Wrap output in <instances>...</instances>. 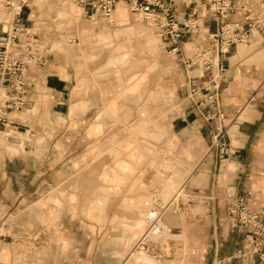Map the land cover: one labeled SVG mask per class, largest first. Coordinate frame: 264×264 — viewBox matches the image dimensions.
<instances>
[{"label":"crops","instance_id":"0c3cea01","mask_svg":"<svg viewBox=\"0 0 264 264\" xmlns=\"http://www.w3.org/2000/svg\"><path fill=\"white\" fill-rule=\"evenodd\" d=\"M172 1L180 25L195 15L201 26L195 31L186 29L178 45L162 40L171 55L170 62L157 53L152 39L142 37L139 25L116 23L115 18L108 22L95 16L91 19L108 22L100 23L104 24L100 32L113 39L98 42L96 54L91 55L95 61L82 64L80 52L70 54L60 36L44 35L29 5L25 24L40 40L46 59V65L35 73L36 84L29 103L38 109L37 118L46 113L54 128L84 126L95 132L96 142L117 144L110 147L111 162L100 165L97 161L95 168V174L100 175L94 201L96 215H106L107 220L106 224L96 223V254L112 250L113 255L118 254L114 250H121L98 241L105 230L112 236H121L128 226L135 238L146 221L150 229L148 217L160 202L153 198L157 189L153 176L158 169L162 175H173L175 183H185L184 187L207 202L211 234L199 244L204 250V264H264L254 255H237L247 243L242 234L232 230L227 214L229 202L239 195L254 207L264 206V28L252 30L248 43L232 46L213 69L220 84V103L228 129L224 138L227 146L220 150L213 147L210 126L188 96L191 78L205 74L190 65L189 59L195 60L210 47V35L218 32L219 24L205 14L204 6L196 7L189 0ZM123 4L115 10L119 18L124 14ZM255 7L264 11V0L255 3ZM232 20L243 23L242 14H235ZM110 60L119 62L120 67H113ZM39 121L35 124L38 129ZM34 136L39 139L40 133ZM42 138L51 145L63 142L65 135L48 133ZM25 155L40 153L30 151ZM56 187L50 182H35L28 191L50 192ZM34 196L19 197V250H10L9 263L3 262L6 252L0 250V264H15L18 256L19 264H49V258L44 256L48 250H64L56 243L34 241L55 228L65 232L68 219L63 213L56 226L47 229L41 220L55 218L56 209L45 198ZM79 224L80 231H88L87 218ZM156 233L161 236L164 231L159 228ZM80 247L86 255L88 243H80ZM38 250L43 254L40 259L36 257ZM119 263L115 260V264Z\"/></svg>","mask_w":264,"mask_h":264},{"label":"rangeland","instance_id":"374dc122","mask_svg":"<svg viewBox=\"0 0 264 264\" xmlns=\"http://www.w3.org/2000/svg\"><path fill=\"white\" fill-rule=\"evenodd\" d=\"M30 6L35 11L36 22L44 35L48 38L54 34L60 36V41L65 42L70 48V54L76 55V52H80L82 64L87 62L91 64L95 61V57L91 55L96 54L95 45L98 42L107 38L113 39L112 36H103L100 32V28L104 25L100 23L108 24V22L85 16L77 0H32ZM122 6L124 11H121L124 14L119 18L115 13L116 23L139 25L142 37L152 39L157 53L166 56L170 62L171 55L166 52L165 44L157 30L145 22L142 12L133 10L128 4ZM8 18L0 0V30ZM51 24L55 26L52 27ZM203 53L202 51L200 58L197 59L195 69H204ZM118 63L110 60V64L115 68L120 67ZM38 115V109L28 103L23 111L10 115L12 124L7 128L0 127V250L6 252L4 258H1L3 262H10V250H19V197L24 198L32 194L35 195V199L45 198L50 206L56 209L55 218L44 217L41 220V224L47 229L56 226L63 213L68 216L64 223L67 228L65 232L55 228L53 232H48L47 235L40 234L34 239L35 242L42 240L44 245L56 243L64 249L48 250L44 256L49 258V264H80L79 262L85 259L88 261L87 264L91 262L115 264V260H118L119 264H204L206 262L204 250L199 247L200 242L206 241L211 234L206 200L199 198L191 188L184 187L185 183H175L173 175L160 174L158 169L153 176L157 185V189L153 191V198L160 200L161 203L158 202L155 211L160 213L163 206L170 207L146 240L152 247L151 253L146 254L136 250L138 243L150 231L146 221L135 238L131 237L128 226L121 236H112L105 230L104 234L98 237V241L103 242L105 247H120L121 250H114L118 254L113 255L112 250H103L100 254H96L93 250L97 242L96 223L106 224L107 220L106 215L104 217L100 215L99 218L96 215L94 201L96 182L100 175L95 174V168L98 167L97 161L100 165L103 162H111L110 147L117 144L96 142L95 132L92 133L90 128L84 126L54 128L50 126L51 120L46 113L43 112L40 118H37ZM37 120H40L39 129L35 127ZM16 126L19 128H15ZM38 132L40 138H34ZM48 133L65 135V139L61 143L55 142L49 145L42 138ZM87 138L93 141L86 142ZM30 151L39 152L40 155H25V152ZM43 181L50 182L53 186H57V189L50 192L42 189L28 191L31 184ZM101 182L99 179V183ZM81 198L82 205H79ZM85 218L88 220L89 229L80 231L79 221ZM159 228L164 231L161 236L156 233ZM63 242L64 246L61 245ZM86 242L88 250L85 255L80 243ZM35 245L37 247L39 244ZM36 257L40 259L43 254L38 250ZM138 258L139 260L147 258V261H139ZM19 262L21 258L19 259L18 256L14 263L19 264Z\"/></svg>","mask_w":264,"mask_h":264},{"label":"built area","instance_id":"2783aa9c","mask_svg":"<svg viewBox=\"0 0 264 264\" xmlns=\"http://www.w3.org/2000/svg\"><path fill=\"white\" fill-rule=\"evenodd\" d=\"M32 0H3V6L9 18L0 30V127L12 124L10 115L23 111L30 100L36 84L35 73L46 65L43 45L36 34L25 24V12ZM89 18L101 17L114 22V14L121 3L140 10L147 24L153 26L165 44L178 45L186 29L198 30L195 15L188 23L180 25L175 16L172 0H77ZM194 6H204L205 14L218 24V32L211 34V45L204 53V73L200 78H191L188 84L189 98L195 104L199 114L209 124L213 147L226 148L224 141L228 129L224 125L226 118L221 100L220 84L213 69L221 55L229 52L236 44L249 42L252 30L264 28V11L257 9L255 3L262 0H189ZM240 13L243 23L232 20ZM175 49V48H174ZM201 51V52H202ZM189 59L190 65H197V59ZM170 207V206H169ZM149 220L150 231L138 243L136 250L150 254L152 247L146 241L151 230L169 208ZM154 211V210H153ZM228 220L232 230L242 234L246 248L239 249L237 255L249 254L264 262V206L254 207L245 196H236L227 207ZM216 264H222L221 261Z\"/></svg>","mask_w":264,"mask_h":264},{"label":"bare ground","instance_id":"6f19581e","mask_svg":"<svg viewBox=\"0 0 264 264\" xmlns=\"http://www.w3.org/2000/svg\"><path fill=\"white\" fill-rule=\"evenodd\" d=\"M156 217V213L155 210L150 214V216L148 217L149 220H152Z\"/></svg>","mask_w":264,"mask_h":264}]
</instances>
